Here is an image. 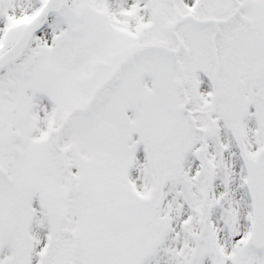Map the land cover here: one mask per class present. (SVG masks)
<instances>
[{
    "label": "snow or ice",
    "instance_id": "obj_1",
    "mask_svg": "<svg viewBox=\"0 0 264 264\" xmlns=\"http://www.w3.org/2000/svg\"><path fill=\"white\" fill-rule=\"evenodd\" d=\"M0 264H264V0H0Z\"/></svg>",
    "mask_w": 264,
    "mask_h": 264
}]
</instances>
